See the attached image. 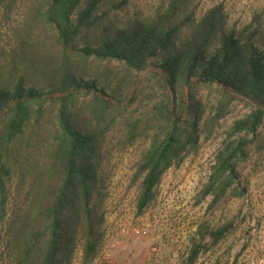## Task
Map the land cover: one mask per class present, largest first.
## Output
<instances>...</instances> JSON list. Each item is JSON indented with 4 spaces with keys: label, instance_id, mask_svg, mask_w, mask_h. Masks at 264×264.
<instances>
[{
    "label": "trees",
    "instance_id": "1",
    "mask_svg": "<svg viewBox=\"0 0 264 264\" xmlns=\"http://www.w3.org/2000/svg\"><path fill=\"white\" fill-rule=\"evenodd\" d=\"M16 1L23 8L12 27L13 46L7 58L0 52V223L6 226L10 264H69L78 234L82 264L94 259L97 145L119 117L125 96H120L121 81H100L86 67L91 63L104 64L100 74L112 78L117 76L105 66L112 62L126 73L149 70L161 89L144 118L153 134L138 164V214L156 198L162 175L196 143L200 116L194 113L195 98L201 88L218 93L214 111L203 123L206 139L235 103L249 107L229 127L201 199L212 197L215 205L227 196L243 197L247 189L238 167L264 126L262 16L239 29L226 25L220 8L197 20L194 10L182 13L193 0H166L164 11L150 20L126 18L118 24L124 1L0 0L3 22L9 21ZM81 92L90 95L85 107L93 130L79 121ZM146 114L124 119L122 148L143 136L140 125ZM42 139L48 147L39 161ZM12 176L17 184L9 198ZM231 230L232 222L200 229L182 264H195L206 238L217 244Z\"/></svg>",
    "mask_w": 264,
    "mask_h": 264
},
{
    "label": "rangeland",
    "instance_id": "2",
    "mask_svg": "<svg viewBox=\"0 0 264 264\" xmlns=\"http://www.w3.org/2000/svg\"><path fill=\"white\" fill-rule=\"evenodd\" d=\"M123 1L126 7L118 12V24L126 18L150 20L166 7V0H113L114 3ZM21 7V3L16 1L8 22H3L0 10V52L6 58L10 46H13L12 27H16L22 17ZM213 8H220L228 27L241 29L255 15L264 19V0H193L182 13L194 10V17L198 20ZM115 15L112 12L111 16ZM105 66H109L117 77L112 78L108 72L101 75L104 64L91 63L86 67L92 69L100 81L107 78L111 85L121 81L120 96L124 95L125 100L116 112L119 117L114 125L98 140L99 155L95 158L96 176L100 180L97 186L99 197L95 200L97 248L89 264H182L200 229L215 230L229 222H232V230L220 242L212 244L209 238L205 239V247L200 250L195 264H264V151L260 150L264 126L259 130V137L250 148L247 159L238 167L247 189L243 197L227 196L215 205H211L212 197L201 199V192L222 150L229 127L248 113L249 107L235 103L206 139L202 132L203 123L213 113L218 93L215 88L199 89L195 98L198 106L194 112L200 116L198 139L194 145L186 147L182 160L162 175L156 188V198L142 214H138V164L153 134L144 118L155 99L159 98L161 89L149 70L126 73L116 63ZM89 99L90 95L85 96L81 92L77 109L84 128L93 130L94 124L85 107ZM145 113L140 125L144 129L143 136L131 146L122 148L119 141L124 119L128 115L139 119ZM47 120L50 123L49 117ZM38 142L41 151L38 160L41 161L48 145L45 139ZM20 147L25 149L23 145ZM16 184L17 177L12 176L7 184L9 198L14 196ZM10 200L7 211L10 210ZM5 230V222L0 223V264L12 261L5 250ZM135 231H140V234ZM82 256L83 238L78 234L69 264H82Z\"/></svg>",
    "mask_w": 264,
    "mask_h": 264
},
{
    "label": "built area",
    "instance_id": "3",
    "mask_svg": "<svg viewBox=\"0 0 264 264\" xmlns=\"http://www.w3.org/2000/svg\"><path fill=\"white\" fill-rule=\"evenodd\" d=\"M136 234H140V231H135ZM144 234V233H143Z\"/></svg>",
    "mask_w": 264,
    "mask_h": 264
}]
</instances>
